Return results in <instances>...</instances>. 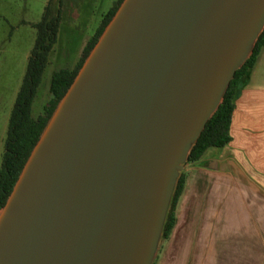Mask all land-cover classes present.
Here are the masks:
<instances>
[{"label": "water", "instance_id": "obj_1", "mask_svg": "<svg viewBox=\"0 0 264 264\" xmlns=\"http://www.w3.org/2000/svg\"><path fill=\"white\" fill-rule=\"evenodd\" d=\"M264 0H122L0 209V264H152L177 180Z\"/></svg>", "mask_w": 264, "mask_h": 264}, {"label": "rangeland", "instance_id": "obj_2", "mask_svg": "<svg viewBox=\"0 0 264 264\" xmlns=\"http://www.w3.org/2000/svg\"><path fill=\"white\" fill-rule=\"evenodd\" d=\"M47 1L0 0V162L10 111L35 40V29L32 24L40 21ZM116 1H60L57 39L49 54L42 82L32 105L34 117L43 112L49 100V80L52 72L60 68H75L103 15ZM183 172L187 179L194 176L191 165L185 164ZM195 188L189 186L179 200L176 207V226L168 239H160L152 264H227L225 261L229 256L233 257L232 264H238L235 263V259L240 261L241 257L262 255L264 246H255L258 236H262V233H229L214 228L209 223L206 199L189 208L193 201L191 198L197 196ZM211 202L209 199L208 203ZM219 202H222V205L217 207L220 210L219 221L222 224L223 200ZM198 243L206 244L199 249L196 246ZM210 243L213 245L210 246ZM199 254L208 262L193 263L195 256L199 257Z\"/></svg>", "mask_w": 264, "mask_h": 264}, {"label": "crops", "instance_id": "obj_3", "mask_svg": "<svg viewBox=\"0 0 264 264\" xmlns=\"http://www.w3.org/2000/svg\"><path fill=\"white\" fill-rule=\"evenodd\" d=\"M228 134L229 141L223 147L208 148L201 159L191 165L194 176L191 179H187L186 176L180 199L189 186L196 187L197 196L191 198L193 201L189 208L206 199L209 223L214 228L229 233H262V236H258L255 246L263 247L264 44L253 66L236 85L232 97ZM209 199L211 203H208ZM220 200H223L224 208L222 224L219 221L220 210L217 208L222 205ZM204 244L198 243L196 246L200 249ZM212 245L210 243V246ZM263 253L244 257L245 259L241 257L240 261L238 259L234 261L238 264H264ZM204 259L201 255L195 256L193 263L208 262ZM225 263L232 264L233 257L229 256Z\"/></svg>", "mask_w": 264, "mask_h": 264}, {"label": "trees", "instance_id": "obj_4", "mask_svg": "<svg viewBox=\"0 0 264 264\" xmlns=\"http://www.w3.org/2000/svg\"><path fill=\"white\" fill-rule=\"evenodd\" d=\"M60 1L48 0L39 22L32 24L35 29V40L28 56L26 69L21 85L10 111L6 137L0 162V209L4 206L12 188L34 145L39 139L48 119L58 102L71 85L85 58L96 44L104 28L115 14L122 0H117L103 15L94 35L87 42L83 56L74 69L60 68L53 71L49 80V100L43 112L32 115V105L42 82L49 54L57 39L60 23ZM264 44V27L259 34L251 54L237 69L229 82L226 92L216 111L206 122L200 136L192 147L186 164L197 163L204 152L211 147H223L229 141V124L232 112V97L237 83L253 66L256 57ZM186 175L181 172L170 202L169 210L162 230V239L169 238L176 223V207L184 191Z\"/></svg>", "mask_w": 264, "mask_h": 264}]
</instances>
